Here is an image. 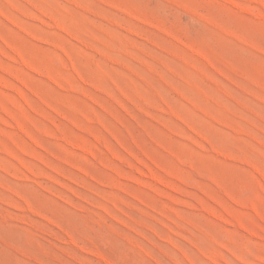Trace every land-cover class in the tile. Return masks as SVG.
<instances>
[{
    "label": "rangeland",
    "instance_id": "1",
    "mask_svg": "<svg viewBox=\"0 0 264 264\" xmlns=\"http://www.w3.org/2000/svg\"><path fill=\"white\" fill-rule=\"evenodd\" d=\"M0 264H264V0H0Z\"/></svg>",
    "mask_w": 264,
    "mask_h": 264
}]
</instances>
